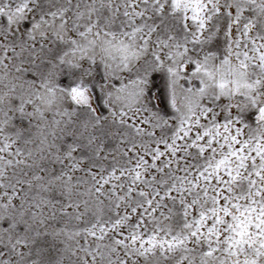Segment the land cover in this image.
I'll return each instance as SVG.
<instances>
[{
  "label": "snow or ice",
  "instance_id": "obj_1",
  "mask_svg": "<svg viewBox=\"0 0 264 264\" xmlns=\"http://www.w3.org/2000/svg\"><path fill=\"white\" fill-rule=\"evenodd\" d=\"M0 264H264V0H0Z\"/></svg>",
  "mask_w": 264,
  "mask_h": 264
}]
</instances>
